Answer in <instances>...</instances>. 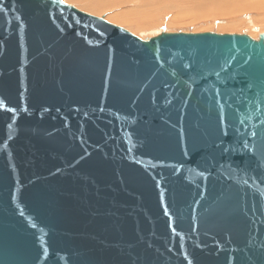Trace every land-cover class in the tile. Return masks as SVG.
<instances>
[{"label":"water","instance_id":"obj_1","mask_svg":"<svg viewBox=\"0 0 264 264\" xmlns=\"http://www.w3.org/2000/svg\"><path fill=\"white\" fill-rule=\"evenodd\" d=\"M0 264H264V33L0 0Z\"/></svg>","mask_w":264,"mask_h":264},{"label":"rangeland","instance_id":"obj_2","mask_svg":"<svg viewBox=\"0 0 264 264\" xmlns=\"http://www.w3.org/2000/svg\"><path fill=\"white\" fill-rule=\"evenodd\" d=\"M63 2L69 6L74 7L75 9L86 13L88 15L101 18L104 21L115 25L119 28H122L132 34L133 36L145 40L148 38H152L161 32L165 33H215V34H236V35H247L249 38L253 40H257L259 34L264 33V8L263 9H248L245 6H242V9L246 8L240 13L230 12L229 14H225L224 12H219L215 10L213 13H209L205 11V16L200 17L198 19H189L186 22H178L175 24L170 23V19L175 14L174 11L165 12L163 10L162 5L159 7L161 3H167L164 0H154L149 3V9H153L150 12V17L156 18L154 19V23L150 26L135 29L132 27H128L125 24H122L117 21H113V19H109L108 17L115 12L120 11H128L130 9H134L137 6L138 2L132 4H122L118 7L108 8L107 10L101 11V13H91L88 10L82 9V5L76 2V0H63ZM192 2L190 0H186L184 4L189 6ZM182 6V5H181ZM233 13V14H231ZM137 15V13H136ZM139 16V15H137ZM136 17V16H135ZM230 21V22H229ZM232 25L231 27H229Z\"/></svg>","mask_w":264,"mask_h":264},{"label":"bare ground","instance_id":"obj_3","mask_svg":"<svg viewBox=\"0 0 264 264\" xmlns=\"http://www.w3.org/2000/svg\"><path fill=\"white\" fill-rule=\"evenodd\" d=\"M152 1L154 0H76L77 3L82 5V9L86 11L88 10L91 13L93 12L99 14L101 11L107 10L108 8L118 7L124 3L136 4L138 2L134 9L115 12L108 17V20L113 19V21L115 20L125 24L128 27H132V29L144 28L150 26L152 22L154 23V19L156 18L150 17L151 14L149 12L153 11V9L147 8L149 7V3ZM164 1H167V3H161L159 7L165 4L162 7L165 12H175L173 17L170 19L171 24L183 21L186 22L189 19H198L205 16V11L208 12L209 10H212L209 13H213L215 10H218L219 12L229 14L230 12H242L246 9H242V6H245L251 10L264 8V0H190L192 3L189 6L184 4L186 0ZM136 13L139 16H137ZM231 26L232 25L229 27Z\"/></svg>","mask_w":264,"mask_h":264}]
</instances>
